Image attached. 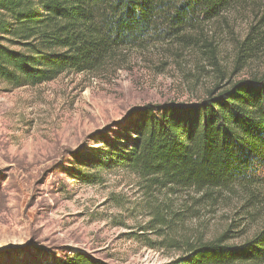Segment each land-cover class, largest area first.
Instances as JSON below:
<instances>
[{"label":"rangeland","instance_id":"1","mask_svg":"<svg viewBox=\"0 0 264 264\" xmlns=\"http://www.w3.org/2000/svg\"><path fill=\"white\" fill-rule=\"evenodd\" d=\"M262 17L264 0H237L185 43L125 48L94 72L38 86L0 82V264H54L75 252L108 264H165L181 254L171 246L196 238L228 230L230 243L250 239L264 223V171L261 203L248 211L238 191L208 201L190 190H147L123 165L78 168L71 153L100 147L93 137L117 131L133 109L196 104L215 86L260 75L261 45L235 61ZM70 168L94 182L70 177ZM157 212L167 221L150 230Z\"/></svg>","mask_w":264,"mask_h":264},{"label":"trees","instance_id":"2","mask_svg":"<svg viewBox=\"0 0 264 264\" xmlns=\"http://www.w3.org/2000/svg\"><path fill=\"white\" fill-rule=\"evenodd\" d=\"M237 0H0V82L11 89L38 86L64 74L91 73L125 48L186 41L191 29L219 18ZM264 17L239 43L236 67L264 48ZM185 43V42H184ZM93 137L96 147L75 150L78 168L123 165L146 189L190 190L213 201L240 192L241 207L261 203L264 171V70L215 86L196 104H148ZM95 138V139H94ZM70 177L94 176L68 169ZM156 225H165L155 214ZM229 231L211 240L171 246L181 254L165 264H264V223L240 244ZM54 264H108L84 252Z\"/></svg>","mask_w":264,"mask_h":264}]
</instances>
